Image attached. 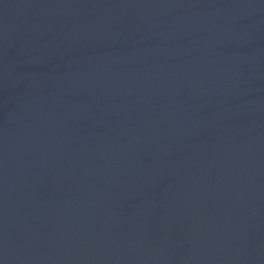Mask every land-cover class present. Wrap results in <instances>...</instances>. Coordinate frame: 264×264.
<instances>
[{
    "label": "water",
    "instance_id": "1",
    "mask_svg": "<svg viewBox=\"0 0 264 264\" xmlns=\"http://www.w3.org/2000/svg\"><path fill=\"white\" fill-rule=\"evenodd\" d=\"M0 264H264V0H0Z\"/></svg>",
    "mask_w": 264,
    "mask_h": 264
}]
</instances>
